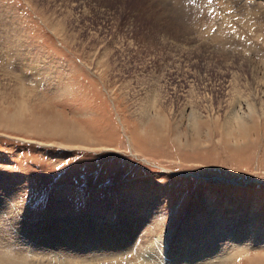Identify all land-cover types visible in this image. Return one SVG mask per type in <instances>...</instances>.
<instances>
[{
  "label": "rangeland",
  "instance_id": "obj_1",
  "mask_svg": "<svg viewBox=\"0 0 264 264\" xmlns=\"http://www.w3.org/2000/svg\"><path fill=\"white\" fill-rule=\"evenodd\" d=\"M117 235L264 264V0H0V252Z\"/></svg>",
  "mask_w": 264,
  "mask_h": 264
},
{
  "label": "bare ground",
  "instance_id": "obj_2",
  "mask_svg": "<svg viewBox=\"0 0 264 264\" xmlns=\"http://www.w3.org/2000/svg\"><path fill=\"white\" fill-rule=\"evenodd\" d=\"M100 228V227H99ZM102 228V227H101ZM133 230H135V229H133ZM132 230V231H133ZM129 232V230L128 231H126L125 233H126V236H128V240H130V237L132 236V235H134L133 233H134V231L133 232ZM223 231V230H222ZM221 232V231H220ZM221 233H219V235H220ZM218 235V234H217ZM219 235H218V237H219ZM222 236V235H221ZM237 236H239V235H237ZM123 237V236H122ZM144 238V237H143ZM149 239H151L150 241H149ZM238 239H239V237H238ZM166 239L164 238V240H163V237L162 238H153L152 236H151V238L147 235V236H145V239L142 241L143 243H149L150 242V244H151V247H146L147 249L146 250H144V252L142 253V255H140V256H138V259H136L137 260V263H134V264H176V263H178V264H183L184 262H187V261H190V260H193L194 261V259H192V257L193 256H190V255H185L184 257H182L183 259H181L180 261H181V263H179V262H176V260H178L179 261V259H180V257H181V255H180V252H181V248H183L182 247V245H183V243H181L180 245L181 246H178L177 244H175L176 246L174 247L175 249H173V252H171V254H176L177 255V258L178 259H175V261L173 262L172 260V258H173V256H171L170 255V251H171V245H169V244H167V242L165 241ZM49 241V240H48ZM106 242H108V243H106V242H102V241H96V243L98 244L96 247L97 248H95L94 246V244H93V242H90V245L88 246V248L83 252H81L79 249H77V250H73L76 254H71L72 252V250H65L64 248H57L58 250H55V248H54V250H53V248H51L53 251L51 252V250L49 249V247H51V246H47L46 245V248H45V244H43V243H40L41 245H43V246H41V245H39L38 247H37V245H30L29 243H26L27 245H29V250H30V253L32 252L33 253V255H43V256H46L49 252H50V254L51 255H53V256H56V257H61L62 256V254H60V253H63L62 251H65L66 252V255L69 257V258H72V259H83V260H85L84 262H82V263H80V262H78V263H74V264H86L87 262H91L92 264H93V260L91 259V258H96V257H99L100 255L102 256V254H98V249L99 250H105V251H109V250H113L112 251V255H118V256H115V258H118L119 257V255L121 254V250L119 249V247H118V245L116 244V243H118V242H121V243H123L125 246H128V244H126V243H124L125 242V239L123 238V239H121L120 238V236H116L115 238H114V236H111L108 240H105ZM110 242V243H109ZM47 244V243H46ZM185 244H187V247H185V251L186 250H189V249H191L193 246L192 245H194V244H196L194 241L192 242V241H190L189 243H185ZM22 245V244H21ZM50 245H52V244H50ZM105 245V246H104ZM36 246V247H35ZM53 246V245H52ZM61 246V245H60ZM104 247V249H103V247ZM125 246H124V248H125ZM130 246H132V245H130ZM134 246H135V244L133 245V247L128 251L127 249V252L128 253H130V251L131 250H133V248H134ZM191 247V248H190ZM17 248V247H16ZM22 248V247H21ZM21 248H19V249H21ZM15 250V248H14V250H13V252L12 253H10V251H9V253H5V254H2L1 252H0V264H3V263H11V264H13V262H16V260H18V259H24L25 257H21V256H23L25 253L26 254H28V252H25V251H22V250ZM196 249V248H195ZM62 250V251H61ZM83 250V249H82ZM123 251V250H122ZM193 251V250H192ZM200 251V250H199ZM202 251V250H201ZM204 251V250H203ZM189 252V251H188ZM210 252H212L211 250L209 251V250H205L203 253H202V255L201 254H198V253H196V260H197V262L199 261V260H201L202 258L206 261V260H208V256H209V253ZM78 253H86L85 255H82V254H79L78 255ZM9 254H12L11 256L9 255ZM90 254H95V255H91L92 257L90 258V261H88V259L86 258L87 257V255L89 256ZM105 255L106 254H109L110 255V253H104ZM104 255V256H105ZM122 255H125V254H122ZM121 255V256H122ZM14 256H16V257H14ZM21 258H20V257ZM26 256V255H25ZM27 257H28V255H27ZM108 258V257H107ZM21 259V260H22ZM25 260V259H24ZM27 260V259H26ZM56 260H58V259H56ZM96 260V259H95ZM209 260H210V258H209ZM94 262H96V261H94ZM16 263H18V262H16ZM88 263V264H89ZM191 264V263H190Z\"/></svg>",
  "mask_w": 264,
  "mask_h": 264
}]
</instances>
